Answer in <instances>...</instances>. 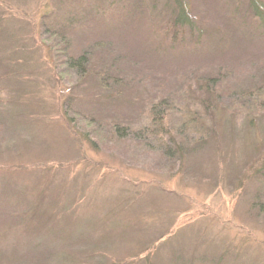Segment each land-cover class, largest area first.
Returning <instances> with one entry per match:
<instances>
[{
	"label": "rangeland",
	"instance_id": "obj_1",
	"mask_svg": "<svg viewBox=\"0 0 264 264\" xmlns=\"http://www.w3.org/2000/svg\"><path fill=\"white\" fill-rule=\"evenodd\" d=\"M185 1L197 38L174 50L156 31L168 11L152 0H0L14 35L0 32V264H264V179L252 174L264 91L242 93L262 80L264 31L248 0ZM45 16L72 20L64 45L42 32ZM60 44L75 60L91 51L84 63L124 78L118 91L60 64ZM221 71L216 91L196 90ZM172 90L221 101L215 139L192 127L205 140L180 161L160 151L175 140L142 131L149 104Z\"/></svg>",
	"mask_w": 264,
	"mask_h": 264
},
{
	"label": "trees",
	"instance_id": "obj_2",
	"mask_svg": "<svg viewBox=\"0 0 264 264\" xmlns=\"http://www.w3.org/2000/svg\"><path fill=\"white\" fill-rule=\"evenodd\" d=\"M64 0H58V4L60 7L62 6ZM249 1V11L251 12V18L253 20V23L256 25V29L259 31H264V5H260V7L257 5V3H254V0H248ZM70 7V5H69ZM151 9H159L160 13H164L168 11L165 15H162V22L157 24L156 31L158 38L160 41L164 42L171 48L173 47L174 50L177 48L182 49L185 43V39L187 38L186 35H190V37H196L197 34H194L192 31V22L190 20L191 18V10L187 6V2L185 0H152L151 2ZM0 13V16H3ZM43 18H51L49 16L42 17ZM41 21V26H44L42 32L44 34H48L50 36H54L55 38L58 37L59 43L63 44V40L67 39L65 30L68 29L69 25L72 24V20L68 23H60L56 19V17L51 18L50 22ZM55 22V23H53ZM8 23H10V19L5 20L4 17L0 19V32L5 30V27H8ZM53 23V24H51ZM9 28V27H8ZM7 33V36H14L11 33V30H5ZM189 37V38H190ZM69 40V39H68ZM61 45V44H60ZM64 45V44H63ZM61 45V50L59 53H61L60 56V64H65L68 66V70H82V72H79V76H89L90 73L93 74L94 78L100 76L102 79L104 78V81H101L102 84H106V86H103L102 89H104L106 92H109L110 90L118 91V88L121 87V82L124 81V78L121 81V77H119L116 72H114L112 69H108V71H105L103 69H97L98 72H92V68L94 67V64L92 65L91 62H88L87 65L84 63V60L90 61L91 58V51L90 53L86 50H83L81 53V56L78 57L77 60L74 58L69 57L67 54V46ZM93 49V48H92ZM95 49V47H94ZM88 53V54H87ZM87 54V56H86ZM88 57V58H87ZM52 58V55H51ZM81 63V66L80 64ZM81 68H80V67ZM112 70V71H111ZM107 72L106 75H102V73ZM210 75V74H209ZM227 73L226 72H219L215 79H209L205 80L204 82L196 81L197 88L202 87L203 84L207 85V87H211L215 89L216 87L214 84L215 80L226 78ZM200 75L196 74L194 76V80H196ZM262 79L261 82H256L253 88H249V90H244L242 93L247 95L249 97L250 95L254 94V97H257L259 93H262L264 91V72L263 75H260V78ZM123 83V82H122ZM206 87V88H207ZM173 92H170L171 94H168L167 92H164V97H161L159 103H150L147 110L148 114L151 118V124L150 126L153 128L146 127L145 130H142L147 133L148 138L151 139V137L155 140H152L153 143L156 145L162 146V144L159 142L161 137L166 136L169 140H175V146L173 148L176 150V154L173 150V148H164L162 146L161 153L165 154L167 156L174 155L173 158L175 161H180L182 156H188L189 153H191V150H193V147H201L202 139L197 136L195 130L192 127H196V131L201 132L202 129H205V133L203 136H208L206 140H213L216 136V127H217V112L219 111L217 109V105L221 103L219 101L218 97H214V91L213 90H203L202 96L203 101H201L198 104H190L188 100H190V97L187 95L188 91L183 90L180 92H176L178 90H172ZM180 96L181 102L180 104L172 98V96ZM196 97V96H195ZM188 100H187V99ZM194 99V96H193ZM250 102H255V98H250ZM185 103L187 105H185ZM260 107H264V101H262V104ZM258 109H260L258 107ZM244 113L248 115L250 113V104L244 105L242 108ZM179 117L180 124L182 125V128L178 133L175 131V126L172 124V121H175V118ZM90 123H93V121ZM204 123V125H203ZM209 123L211 124L209 126ZM180 124H177L180 126ZM200 128V130L198 129ZM126 130H129V128H125ZM188 130L190 132H194V137L190 138V141H194L195 143H190L188 139H185L183 136V131ZM117 133V132H116ZM146 143V141H144ZM191 155V154H190ZM258 170L252 172L254 177H257L258 179H264V157L258 164ZM260 211H262L260 209ZM28 214H35V211H31ZM35 216H38L35 214ZM46 220H49L47 217ZM50 222V220L48 221ZM40 223L41 222V214H40ZM29 226L31 222H28ZM40 237V236H39ZM38 237V238H39ZM42 239V237H41ZM52 241H55V237L51 238ZM175 252L172 253V256H174ZM149 256H146L143 258L141 264H151V261L148 260ZM183 258V256H180ZM175 264V263H173Z\"/></svg>",
	"mask_w": 264,
	"mask_h": 264
}]
</instances>
